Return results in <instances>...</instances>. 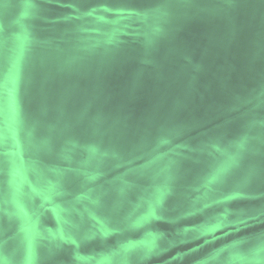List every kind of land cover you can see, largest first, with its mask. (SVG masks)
Segmentation results:
<instances>
[{
    "label": "water",
    "instance_id": "water-1",
    "mask_svg": "<svg viewBox=\"0 0 264 264\" xmlns=\"http://www.w3.org/2000/svg\"><path fill=\"white\" fill-rule=\"evenodd\" d=\"M0 264H264V0H0Z\"/></svg>",
    "mask_w": 264,
    "mask_h": 264
}]
</instances>
